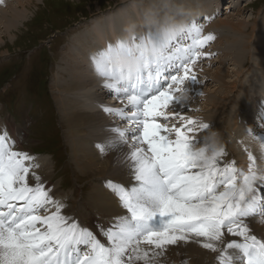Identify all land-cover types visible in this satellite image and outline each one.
Wrapping results in <instances>:
<instances>
[{"label": "snow or ice", "instance_id": "1", "mask_svg": "<svg viewBox=\"0 0 264 264\" xmlns=\"http://www.w3.org/2000/svg\"><path fill=\"white\" fill-rule=\"evenodd\" d=\"M213 39L192 19L164 34L133 27L92 54L102 87L122 105H102L116 120L96 148L101 155L127 148L132 181L105 182L124 214L96 232L62 214L66 205L32 171L35 158L0 129V264H160L170 247L193 239L216 254L215 264H264V235L250 226L257 217L264 224L257 157L248 152L247 168L238 166L207 135L212 125L184 114ZM120 55L136 57L135 69L117 64ZM255 138L264 159V134Z\"/></svg>", "mask_w": 264, "mask_h": 264}, {"label": "rangeland", "instance_id": "2", "mask_svg": "<svg viewBox=\"0 0 264 264\" xmlns=\"http://www.w3.org/2000/svg\"><path fill=\"white\" fill-rule=\"evenodd\" d=\"M29 1L31 2L25 3L26 8L22 6L18 9L22 13L20 15L23 16L18 17L8 30L1 25L2 19L0 18V129L7 128L13 131L16 127H21V130L26 133L27 139L24 140L25 138L20 134L19 145H16V150L30 152L31 155L40 153L39 155L44 156L42 158L44 161L45 159L51 161L54 168H52L51 173H47L49 181L45 183H48L50 188L54 185L53 187L56 189L54 198L66 205L62 214L70 217L75 214L79 220L90 225L96 232L98 224H105L106 226L111 222L105 219L107 217L105 216V208L108 207L109 211L115 209L109 208L106 204L107 199L104 196L107 197L109 194L110 196H116L106 187L105 182L115 180L114 178L97 180L94 177L91 178V175H82L76 169L75 162H71L72 153L65 137L66 125L61 121L56 104L55 97L59 93L54 88L53 80L56 76L60 80L68 78L67 67L71 62L73 64L77 62L78 58L75 53L80 48L79 40L88 31V26L93 21L107 13L123 8L141 11V17L144 19L143 12L152 6V0ZM203 1L205 0H170V7L174 9L173 13L177 18L178 16L191 18L190 15H182V13H186L188 10L192 14L194 8L201 9ZM228 1L222 2L220 5L214 1L211 11L213 12L214 7L219 8L220 16L217 17L218 19H233L232 21L236 23L238 21H243V23L238 24L236 28L225 27L216 30V27L212 28L211 25L207 28L206 35L212 34L217 41L213 39L208 43L206 50L203 49L204 52L211 55L202 57L203 61L197 62L196 66L200 65L197 77L201 81V79L207 77L202 74V71L212 73L220 68L228 69L229 74L233 75L237 70H241L239 75H235L229 80L234 81L241 77L240 86L238 85L237 89L243 90L246 86L245 89L251 88L252 92H256L263 86H261V81L255 79V77H264V74L254 76V70L260 62L258 59H264V53L258 55L259 50L264 46V32L262 31L264 28H261L264 22V0H233V4L238 5L237 8L231 10H229ZM248 1L253 2V4L250 5V3H247ZM201 16L207 19L205 14ZM255 24L256 28L254 34H252ZM146 29L147 26H145ZM213 29L215 30L213 31ZM214 32L218 34L215 35ZM221 32L226 37L221 36ZM229 35L231 37H228ZM246 39L250 41L249 52H246L247 60L241 62L236 59V55L237 51L243 53L241 44ZM227 46H236V51L228 52ZM248 53H250L249 59ZM222 60L225 61L224 64L221 63ZM250 77H253V79ZM204 81H207V79L205 78ZM207 83L195 85L193 89L214 92L215 86L212 80L209 81L208 79ZM78 91L80 92V90ZM100 91L106 97L107 90L102 88ZM197 92L193 90L186 93L187 96L190 95L191 99L188 104L189 110L184 114L194 116L198 121L203 122L204 120L205 122V119L201 118L200 115L205 111L208 104L205 99L201 98L202 94H196ZM262 94L264 95V91L260 94L261 98H263ZM205 95L207 96V94ZM232 96L233 94L229 98L225 111H232L234 104ZM77 98L78 101L81 100L79 96ZM242 99L241 97L238 101L236 97V100L240 103L239 106L244 105L245 102L246 105L252 106L255 103L254 98L245 99L244 101ZM94 101H97V105L100 103L95 98ZM190 104L193 105L194 109L189 107ZM226 114L228 113L226 112ZM240 116L235 112L231 116L227 117L226 115V124L230 125L231 133L234 132L241 140L242 135L237 133L241 126L242 116ZM170 123L177 122L171 121ZM260 124L259 128L263 130V123ZM200 134L202 136L206 135L204 132L197 133V135ZM231 150L238 155L235 149ZM126 155L118 156V158L123 163H128ZM236 155L234 158L238 157ZM118 166L119 164L112 167L111 172H117ZM98 167H102V165H98ZM258 172L264 174V170L261 172L259 166ZM97 183L103 187L104 193L94 188L93 193L89 194L92 185ZM130 183L132 181L129 179L128 184ZM114 197L109 198L119 208V201ZM50 209L55 210L54 207H50L48 210ZM106 221L110 222L107 223Z\"/></svg>", "mask_w": 264, "mask_h": 264}, {"label": "bare ground", "instance_id": "3", "mask_svg": "<svg viewBox=\"0 0 264 264\" xmlns=\"http://www.w3.org/2000/svg\"><path fill=\"white\" fill-rule=\"evenodd\" d=\"M213 1L217 2V4L220 5V3H222L224 0L203 1L201 9H193L194 16L200 17L201 15L205 14L208 19V23H211L212 28L216 27V30L218 28L225 27L236 28L238 24L243 23V21H238L236 23L232 21L233 19L216 18L215 13L218 9L215 8L213 12L211 11ZM232 1L233 0L228 1V7L231 9L237 8L238 4L235 5ZM26 2L31 1L2 0V2H0V18L2 19L1 25L5 27L6 30L12 27L13 23H15L18 17L20 18V14L22 13H20L18 9L22 6L26 8ZM247 3H250V5L253 4V2L250 1H248ZM143 13H145V11ZM129 24L137 25L136 28H138V26L140 27L144 25L143 18L141 17V11H138L136 9L127 10L123 8L115 12L107 13L106 15L99 17L96 21H93V23L88 26V31L85 32L79 40L80 48L78 49L77 53H75L78 58L77 62L74 64L73 62H71L72 65H70L72 67L70 65H68L67 67L68 78L60 80L56 76L53 80L54 88L57 89L59 93L58 96L55 95L56 104L57 108L59 109L61 121L66 125L65 137L72 153L71 162H75L76 169L82 175H91V178L94 177L97 180L103 178H114L115 181L125 184H128V180L130 179L127 173V163H123L120 158H118V156L127 154L128 149L125 148L120 152H111L101 155L96 148V144L104 141L105 138L109 135L107 129L111 127L113 123H115L114 119L111 118L112 116L105 113L103 109L100 108H102V105L109 106L110 103H115L114 106H117L119 104L118 107L122 105L117 98H115L114 102H110L107 95L106 97L103 96L102 91L100 90L103 88L102 85L104 83V80L93 70L91 56L93 53L104 48L109 42H114L118 37H125L126 29ZM255 28L256 24L253 27L252 34H254ZM261 28H264V22L262 23ZM214 30L215 29H213V31ZM220 31L223 30L221 29ZM262 31L264 32V30ZM217 34L218 33H215V35ZM222 35L223 37H226L225 34H222L221 32V36ZM228 37H231V35H229ZM214 40L217 41L216 39ZM249 43V39H246L241 44L243 53L237 51V60L241 62H245L247 60L246 52H249ZM234 50L236 51V46H227L228 52H232ZM263 53L264 46L259 50L258 55L260 56ZM249 57L250 53H248V59ZM258 61L260 62L254 70V76L264 74V59L259 58ZM224 62L225 61L223 60L221 61L222 64H224ZM199 68L200 65L196 66V73L199 72ZM228 71L229 70L225 68H220L213 71L212 73L209 71H202V74L207 76L205 77L207 81L209 79V81L212 80V82L214 83L215 91L210 93L205 91L204 89L199 90L197 88H194L195 92L199 91L202 94L203 97L201 96V98L205 99L206 103L208 104L205 111L200 115V117L205 119V123H209L210 125H212L210 132H208L207 135L210 137L214 135L216 145L227 150V152L229 153L227 159L231 160L235 157L236 153L231 150L235 149L238 154L236 156L238 157L234 159L237 161L238 166L246 169L248 165L247 153L251 152L254 156L257 157V166H259L260 171L263 172L264 159L261 158V142L255 137H257L258 133L261 132V130H259L260 128L257 120L260 117L262 108L264 107V98H261L262 96L260 97V94L264 91V77H255V79L261 81V86H263L260 87L259 90L257 89V95L256 92L251 91V88L245 89L246 84L244 85L245 88L243 90L237 89L238 85L240 84L241 77H238L237 80L234 81L229 80V78H233V76L239 75L241 70H237L234 75L229 74ZM253 77L250 78L253 79ZM205 78L201 79L200 84L207 83V81H204ZM78 90H80V92ZM235 90L238 92L236 93ZM205 94H207V96ZM231 94H233L232 97L234 98L232 111H225ZM77 96H79V98L81 99H79L80 101H78ZM236 97L238 101L241 97L243 98L242 101H244L245 99L248 100L249 98H254L253 100L255 103L252 106L246 105L245 102L244 105L239 106L238 104L240 103L236 100ZM94 98L100 102L98 105L96 104L97 101H94ZM191 104L189 105V107L194 109L193 105ZM226 112L228 114H226ZM234 112L242 116H240V129L237 130V133L242 135L241 140L239 139V136H237L234 132L231 133L230 125L226 124V118L228 116H231V114ZM262 123L264 124L263 121H261V124ZM249 128L252 129V132H249L247 130ZM8 131L10 133V137L17 142L16 145H19L18 140L20 134L25 138L24 140L27 139L26 133L21 130V127H16L15 129H13V131ZM198 136L203 137L204 135L202 136V134H200ZM199 146L202 147L203 144ZM32 156L35 159L34 161H31L29 163L38 165V167H33L32 169H34V171L41 176L42 180H45L44 182H48L49 177L47 173H51L52 168H54V166L51 165V161H48L47 159H45L44 161L42 159L44 156H41L39 154H33ZM118 164L119 166L117 168V172H111L112 167H116ZM98 165H102V167H98ZM53 171H55V169H53ZM94 188L98 189L101 193H104V191L102 190L103 187L100 186V184L98 185L97 183L95 185H92V189L89 194L93 193ZM111 196L114 197L113 195ZM111 196L109 194L107 195V197H104L105 199H107L106 204L109 206V208L115 210L109 211L108 207L105 208V216L108 217H105V219L113 221L116 216L123 215L124 210L120 206L118 208V206L110 200L109 197ZM114 198L118 200L117 197ZM259 221L260 218L257 217L250 224V226L254 230V233L257 234L258 237L264 235V224H261ZM215 255V253L202 248L200 244L197 243L195 239H193L187 244H181L179 247H170L166 256L160 259V264H181L182 261L186 262V264H215Z\"/></svg>", "mask_w": 264, "mask_h": 264}, {"label": "clouds", "instance_id": "4", "mask_svg": "<svg viewBox=\"0 0 264 264\" xmlns=\"http://www.w3.org/2000/svg\"><path fill=\"white\" fill-rule=\"evenodd\" d=\"M143 24L147 27L150 25L154 26L162 34H164L168 30L183 25L184 22L174 15L173 9L170 7V0H152V6L144 13ZM133 27L136 30L137 25H128L124 38L131 35V29ZM116 63L124 66L125 68L135 69L138 60L136 57L131 55H120L116 57Z\"/></svg>", "mask_w": 264, "mask_h": 264}]
</instances>
